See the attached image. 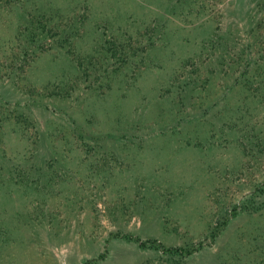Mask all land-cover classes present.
<instances>
[{
    "label": "rangeland",
    "instance_id": "obj_1",
    "mask_svg": "<svg viewBox=\"0 0 264 264\" xmlns=\"http://www.w3.org/2000/svg\"><path fill=\"white\" fill-rule=\"evenodd\" d=\"M0 264H264V0H0Z\"/></svg>",
    "mask_w": 264,
    "mask_h": 264
},
{
    "label": "trees",
    "instance_id": "obj_2",
    "mask_svg": "<svg viewBox=\"0 0 264 264\" xmlns=\"http://www.w3.org/2000/svg\"><path fill=\"white\" fill-rule=\"evenodd\" d=\"M26 14L27 15L29 14L31 16V18L33 17V15L30 14V13H28V12H26ZM19 16H23V15H19ZM39 16L43 17L42 14H40ZM28 21H29V24H30L31 23V19L29 18ZM36 24H39V23H36ZM21 32H26V33L29 34V37H28L29 38L28 39L29 41H33L36 38L37 39H41L42 37L45 38L47 36H52V34L49 33L50 32V28L49 29H43L41 27H36V26L31 27V26L23 25V28H22ZM253 64L254 65H258V62L257 61H254L251 65H253ZM249 65L250 64H247L246 66H249ZM144 244H147V246H151V247H154V248H157L159 246L154 240H146L144 242H138V245L140 247H143ZM168 250L176 251V249H172V248H168ZM186 252L187 253H190L191 252V249L190 250L189 249H186Z\"/></svg>",
    "mask_w": 264,
    "mask_h": 264
}]
</instances>
